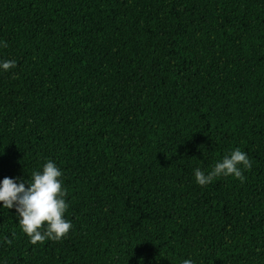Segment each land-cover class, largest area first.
Wrapping results in <instances>:
<instances>
[{"label":"trees","instance_id":"trees-1","mask_svg":"<svg viewBox=\"0 0 264 264\" xmlns=\"http://www.w3.org/2000/svg\"><path fill=\"white\" fill-rule=\"evenodd\" d=\"M0 41V179L54 161L73 225L0 208V264H264V0H0Z\"/></svg>","mask_w":264,"mask_h":264},{"label":"clouds","instance_id":"clouds-1","mask_svg":"<svg viewBox=\"0 0 264 264\" xmlns=\"http://www.w3.org/2000/svg\"><path fill=\"white\" fill-rule=\"evenodd\" d=\"M0 46L7 43L0 41ZM16 67L14 60L0 61V71ZM2 154V153H0ZM252 167L246 152L236 147L231 149L207 172L194 169L195 182L200 186L212 183L216 178L232 176L243 183L244 171ZM63 173L52 160H46L38 170L31 173V179L4 177L0 179V208L14 209L22 232L32 244L46 240L59 241L73 227L65 218L68 208L66 189L63 187ZM11 244V240H6ZM182 264H192L185 259Z\"/></svg>","mask_w":264,"mask_h":264}]
</instances>
